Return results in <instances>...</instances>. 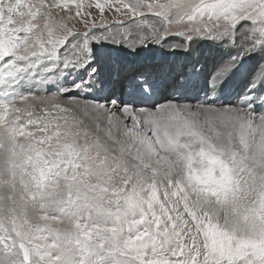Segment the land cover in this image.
Wrapping results in <instances>:
<instances>
[{
    "label": "snow or ice",
    "instance_id": "6c2138e0",
    "mask_svg": "<svg viewBox=\"0 0 264 264\" xmlns=\"http://www.w3.org/2000/svg\"><path fill=\"white\" fill-rule=\"evenodd\" d=\"M0 264H264V0H0Z\"/></svg>",
    "mask_w": 264,
    "mask_h": 264
},
{
    "label": "bare ground",
    "instance_id": "6f19581e",
    "mask_svg": "<svg viewBox=\"0 0 264 264\" xmlns=\"http://www.w3.org/2000/svg\"><path fill=\"white\" fill-rule=\"evenodd\" d=\"M105 52L108 54H105ZM100 54L101 56L105 57L107 62L110 64L113 63L115 59H119V60L124 59L126 63L135 62L137 61V59H140L141 61H144L143 64H140V67L159 68L161 66H168L173 63L179 64L183 62V57L179 54H177L176 56L166 57L160 51L155 50V49H147V50L140 52L136 56H129L126 54V51L124 50L105 48L101 50ZM213 59H216L217 61L216 53L213 50L205 47L200 54V60H201L200 67L204 75L206 71V61L208 60L209 62L208 64L211 66L213 63ZM134 66H137V65H134Z\"/></svg>",
    "mask_w": 264,
    "mask_h": 264
},
{
    "label": "rangeland",
    "instance_id": "374dc122",
    "mask_svg": "<svg viewBox=\"0 0 264 264\" xmlns=\"http://www.w3.org/2000/svg\"><path fill=\"white\" fill-rule=\"evenodd\" d=\"M105 54H108V53H106L105 52ZM105 54H103V55H105ZM114 55V54H113ZM114 59V58H113ZM116 61H118L121 65H128V66H134V65H137L136 67H140V64H143L144 63V61H141L140 59H137V61H135V62H130V63H126L125 61H124V59H121V60H119V59H115L114 60V62H116ZM113 62V63H114ZM209 62H208V60L206 61V71H205V76H208V75H210L211 73H213V71H215V69H216V59H213V63H212V65L210 66L209 64H208ZM215 64V65H214Z\"/></svg>",
    "mask_w": 264,
    "mask_h": 264
}]
</instances>
